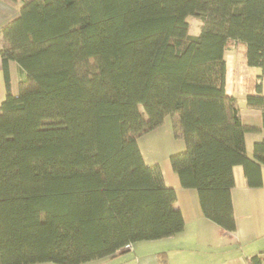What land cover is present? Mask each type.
Segmentation results:
<instances>
[{
    "label": "trees",
    "instance_id": "16d2710c",
    "mask_svg": "<svg viewBox=\"0 0 264 264\" xmlns=\"http://www.w3.org/2000/svg\"><path fill=\"white\" fill-rule=\"evenodd\" d=\"M21 1L0 30V264H81L181 231L177 190L137 139L168 114L185 143L170 155L182 187L233 230V167L260 184L264 139L251 158L225 52L244 44L258 68L246 102L264 111V0ZM191 15L204 22L195 35ZM91 57L98 70L82 74ZM11 60L25 70L17 94Z\"/></svg>",
    "mask_w": 264,
    "mask_h": 264
},
{
    "label": "crops",
    "instance_id": "0c3cea01",
    "mask_svg": "<svg viewBox=\"0 0 264 264\" xmlns=\"http://www.w3.org/2000/svg\"><path fill=\"white\" fill-rule=\"evenodd\" d=\"M21 6V0H0V30L19 15ZM3 45L4 39L0 33V50ZM244 50L242 43L226 49V90L236 97L242 122L253 128L246 133L247 154L253 158L255 142L264 139V111L246 102L247 81L258 73V68L248 66ZM9 71L11 89L17 94L25 70L17 61L11 60ZM5 95L0 55V104ZM175 117V135L181 141L183 136L177 123L178 116ZM178 148V151L182 150L181 143ZM173 150L163 159H154L152 163L158 162L161 165L166 183L177 190L176 205L183 212L184 228L171 236L131 243L114 257L127 253L120 263L160 264L159 255L164 252L168 264H264V164L261 166V182L254 185L249 183L243 165L233 167L235 183L232 188V204L236 227L227 230L203 214L195 189L182 187L170 162Z\"/></svg>",
    "mask_w": 264,
    "mask_h": 264
},
{
    "label": "rangeland",
    "instance_id": "374dc122",
    "mask_svg": "<svg viewBox=\"0 0 264 264\" xmlns=\"http://www.w3.org/2000/svg\"><path fill=\"white\" fill-rule=\"evenodd\" d=\"M18 2V0H17ZM189 23V33L192 35L198 34L202 25L203 19L199 15H191L188 17ZM6 25V24H5ZM98 70V64L96 58L91 57L85 62H81L79 64V71L84 73H91ZM140 110L145 115L143 107L140 106ZM176 117L174 115L168 114L162 121L157 129H148L143 134H141L138 139V144L141 148L142 154L148 164H153L152 161L157 158L163 159L166 157L168 153H170L174 148L175 152H178V147L180 146L182 150L184 149L185 145L183 146V139L178 141V137L175 135L176 125L174 122ZM180 142V143H179ZM181 151V150H179ZM126 254H123L121 257H111L107 256L104 258H100L97 260L84 262L81 264H122L120 263L121 258H124ZM39 264H58L54 262H38Z\"/></svg>",
    "mask_w": 264,
    "mask_h": 264
},
{
    "label": "built area",
    "instance_id": "2783aa9c",
    "mask_svg": "<svg viewBox=\"0 0 264 264\" xmlns=\"http://www.w3.org/2000/svg\"><path fill=\"white\" fill-rule=\"evenodd\" d=\"M127 246H130V244H129V245H127Z\"/></svg>",
    "mask_w": 264,
    "mask_h": 264
}]
</instances>
